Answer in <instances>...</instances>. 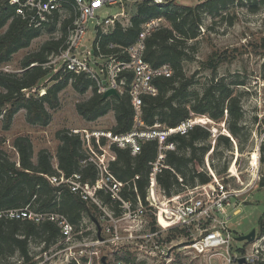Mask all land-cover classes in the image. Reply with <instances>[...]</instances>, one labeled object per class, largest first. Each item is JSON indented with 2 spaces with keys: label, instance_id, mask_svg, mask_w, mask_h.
<instances>
[{
  "label": "trees",
  "instance_id": "obj_1",
  "mask_svg": "<svg viewBox=\"0 0 264 264\" xmlns=\"http://www.w3.org/2000/svg\"><path fill=\"white\" fill-rule=\"evenodd\" d=\"M236 0H207L195 6H182L173 3H165L161 6L153 5V2H142L136 14L130 19V25L122 27L116 23L112 31L107 35L96 34L93 48L103 55L115 53L116 49H110V45L128 47L132 45L141 32V25L152 18L163 17L169 27H162L152 33L145 41L144 60L152 67L157 68L163 64L171 66L173 75L170 78H159L155 81L158 94L154 97L143 95L141 97L140 112L145 126L152 127L156 123L166 129H174L181 123L195 115H207L213 121H220L224 117V110L229 116L228 130L231 136L237 137L241 127L242 109L240 101L234 96V91L223 80L214 83L216 79V65L213 61L208 67L213 74L211 85L202 97L195 94L189 99L190 81L185 78L182 64L190 56L186 47L188 41L199 36L201 13L206 11L215 14L219 7L224 8L226 3L235 4ZM74 17L59 24V15L54 14L41 27L35 28L29 24L27 18L16 14V8L9 5L8 0H0V64L8 63L12 56L19 50L29 48L31 42L40 37L43 32H52L59 26L62 36L44 42L40 49L27 55L22 61L25 70L21 75L0 72V115L5 111V125L8 127L13 116L21 109L26 111V120L32 125L47 126L51 120V114L46 106L56 108L58 106V93L61 92L69 81L73 89L84 94L89 89L92 96L85 102L76 105V111L87 122H94L105 116L109 110L114 113L115 125L110 130L114 134L129 132L135 122V109L128 95L127 88L131 80V74L126 75L124 90L117 96L104 99L98 91V86L93 79L84 74L74 75L59 70L49 78L52 85H45V94L37 98L26 97L24 90L28 91L36 87L49 73L44 64L51 57L59 53L67 37V28L71 26ZM59 24V25H58ZM126 58V57H124ZM240 85V83H232ZM209 139V132L200 126H194L186 134H172L167 143H174L175 150L165 152L164 168L157 175V183L167 197L177 195L185 187L193 188L197 185L207 184L210 178L204 169V159L209 152L210 145L205 144ZM59 146L57 147V169L51 164V154L43 149L38 153L37 163L33 164L32 145L28 138L18 137L14 141L19 160L18 166L8 159L0 150V211L19 209L27 205L36 211L59 213L74 227L82 223L83 215L87 214L86 203L72 194L66 187L60 189L53 187L47 177L59 175L60 171L65 177L74 174L81 176L83 183L93 186L97 179V171L92 163L82 161L87 159L81 140L78 135L69 130L57 133ZM219 141L226 147L230 146L229 139L219 137ZM115 153V161L111 164V171L115 177L127 183L124 186L123 196L136 202L137 196L146 205V189L152 163L158 155L156 142H146L142 145L140 154L132 156L128 150L111 147ZM261 161L264 163V141L260 146ZM135 176L138 180L133 182ZM181 179V181H180ZM134 185L137 192L133 190ZM263 186V183H261ZM103 204L116 210L108 195L101 191L96 192ZM118 210L114 216H119ZM260 236H264V215L260 222ZM44 237L45 246L57 244L61 239L59 228L56 224L45 221L35 225L27 221H10L0 219V258L6 253L17 251L21 258L28 262L29 243L33 239ZM263 258L256 264H264ZM130 263L128 258H124ZM30 264H35L34 262ZM145 264V263H141Z\"/></svg>",
  "mask_w": 264,
  "mask_h": 264
},
{
  "label": "rangeland",
  "instance_id": "obj_2",
  "mask_svg": "<svg viewBox=\"0 0 264 264\" xmlns=\"http://www.w3.org/2000/svg\"><path fill=\"white\" fill-rule=\"evenodd\" d=\"M206 1L158 0L153 2V5L161 6L165 3H173L182 6H195ZM236 1L235 4L226 3L223 5L224 8L219 7L214 15L206 11L201 13L199 36L197 39L187 42L186 47L193 46L194 48L192 50L187 48L190 57L183 62L182 68L185 78L191 83L188 90L189 99H193L195 94L201 98L206 89L210 87L213 74L208 63L213 61V64L216 65L214 83L223 80L224 85L229 86L234 91V96L240 101L243 116L239 123L241 130L237 137H233L229 133L230 119L226 110H224V117L220 121H213L207 115L193 113H191V117L196 116L209 120V122L206 121L205 127L211 132L207 130L209 139L205 141V144L210 145V149L205 159L208 158L211 169L218 177L224 179L228 172L233 175L228 180L225 179V183L229 184L237 194L230 201V205L225 209V214L220 220L222 219L228 229L236 235H244L252 229L256 230L254 242L235 241L233 244L237 250L248 252L254 243L259 244L263 249L264 242V236L259 235V222L264 215V163L261 161L260 151V146L264 141V0ZM141 5L142 2L124 0L120 6H104L96 12L95 19L89 20L84 45L87 48L92 47L96 36L94 27L97 20L103 22L119 12H123L124 16L120 17L116 23L125 25L127 21L130 22L131 17L136 14ZM60 16V25L74 17L73 13L68 11H62ZM163 27H169V23L165 19ZM5 29L0 30V34ZM61 36L62 30L59 26L52 32H43L40 37L31 42L29 48L19 50L8 63L0 64V72L21 75L25 71L22 68V61L27 55L38 51L44 42ZM55 59L54 56L51 62L44 66L49 71L47 76L36 87L28 91L24 90L26 97L39 98L45 94L43 87L52 85L48 81L49 78L61 70V62L55 61ZM233 82L240 83V85L232 86ZM71 83L69 81L67 87L58 93L56 108L46 106L47 111L51 114V120L45 127L28 123L24 109L19 110L6 127L5 111L2 112L0 115V150L6 154L10 161L17 163L19 160L18 153L14 148V141L18 137H26L30 140L33 164L37 163L38 153L45 149L52 156L51 164L53 166L57 160L56 152L59 146L57 133L59 131L95 129L110 131L114 127L115 119L112 110L94 122H87L78 115L76 105L87 101L92 96V90L89 89L84 94H80L73 89ZM2 91L3 89L0 87V92ZM220 136L229 139V147L219 141ZM183 189L178 192L175 202L183 200L182 193L188 188ZM145 201L147 202L146 199ZM86 206L88 212L83 215L82 223L77 227L75 232L77 234H75L72 243L66 244L60 240L57 244L46 247L44 237L33 239L28 246L30 261H24L15 251L12 254H4L0 258V264H30L32 262L35 264H118L119 262L122 264H222V261L211 251L197 254L188 249L186 245L179 246V244L187 243L197 237L195 229L187 231L179 227L164 228V225L157 222L158 209L151 207L148 202L146 206L144 204L142 207L137 205V208L140 209L138 222L122 225V229H124L122 235L125 237L130 234L143 236L158 231V242L164 246L172 247L170 248V258L158 257L153 261L145 250H140V246L145 242L149 246L157 242L156 238L129 239L126 244L118 245L110 243L114 231L110 219L105 216V219L101 220L104 212L98 206L92 204H86ZM112 207L104 208L105 213L114 216L118 210ZM115 208L117 207L115 206ZM29 209L33 213H49L35 211L32 206H29ZM96 222L101 228V240L97 237ZM105 227H111V231L108 233L102 231ZM96 240L101 242L96 243ZM125 257L129 259L130 263L124 260Z\"/></svg>",
  "mask_w": 264,
  "mask_h": 264
},
{
  "label": "built area",
  "instance_id": "obj_3",
  "mask_svg": "<svg viewBox=\"0 0 264 264\" xmlns=\"http://www.w3.org/2000/svg\"><path fill=\"white\" fill-rule=\"evenodd\" d=\"M124 0H8L9 5L16 8V14L29 20V24L35 28L48 21L49 17L62 11L73 13L74 20L67 28V37L55 56V61L61 62V69L74 75L84 74L93 79L98 86V93H103L110 88H114L118 94L124 90L126 75L131 74L127 92L134 106L136 115L133 128L124 134H114L105 130H73L72 133L78 135L87 155V159L82 161L92 163L97 171V179L93 186L83 183L81 176L74 174L65 177L60 171L59 175L48 177L49 183L58 189L66 187L72 194L79 197L86 204L98 206L105 216L110 219L113 228V235L110 243L126 244L129 239H153L151 246L147 242L140 246V250L151 256V260L156 258H170V248L158 242V231L148 233L143 236L130 234L122 235V225L135 223L138 220L140 209L143 203L139 196L136 202L123 196L124 186L127 183L119 181L111 171V164L115 161V153L111 147L128 150L132 156L140 154L142 145L146 142H156L158 145V155L152 163V170L149 174L148 186L145 199L151 207L157 208V222L164 225V228L179 227L192 231L195 229L197 237L192 238L188 243V249L197 254L213 252L222 264H237L238 259L245 258L246 264H256L262 256L263 249L254 243L250 251L237 250L233 247L235 243L234 234L228 229L227 224L220 218L225 214V209L230 205V201L237 194L229 184L225 183L233 175L228 172L224 178L218 177L211 169L208 158L205 159L204 169L210 178L207 184L197 185L186 189L183 192L181 202H175L177 195L167 197L157 183V175L167 168L164 164L165 152L175 150L174 143H167V139L172 134H186L194 126H200L208 130L207 123L201 122L199 117H191L174 129H166L156 123L152 127H147L141 119L140 104L143 95L156 96L158 88L155 81L159 78H170L173 71L170 65L163 64L157 68L152 67L144 60L145 41L157 30L163 27L164 18H152L141 25V32L135 42L128 47L110 45V49H116L115 53L103 55L97 53L93 44L91 48L84 45L89 20L96 18V12L104 6H120ZM124 16L119 12L112 18L101 22L96 21L95 35L109 34L120 17ZM120 24V23H119ZM59 25V24H58ZM121 25V24H120ZM127 24L121 25L127 27ZM96 37V36H95ZM126 57V58H124ZM50 58L49 64L51 62ZM53 61V62H55ZM47 64H44L47 65ZM209 122V120H207ZM211 132L210 130H208ZM229 136V134H226ZM18 166V164H16ZM135 176L133 182L138 180ZM181 181V179H180ZM133 190L137 192L134 185ZM101 191L108 195L111 202L120 211L119 216H112L105 213L108 206L103 204L96 192ZM154 193V194H153ZM146 202V201H145ZM146 202V205H147ZM145 205V204H144ZM145 205V206H146ZM105 208V209H104ZM0 219L6 220H26L34 224L49 221L57 225L61 234V242L70 244L74 240L76 231L67 219L57 213H33L29 205L19 209H9L0 211ZM138 222V221H137ZM110 232L111 227L102 229ZM100 243L99 240L95 241ZM260 242V241H259ZM149 260V261H151ZM152 262V261H151ZM118 264H122L119 262Z\"/></svg>",
  "mask_w": 264,
  "mask_h": 264
},
{
  "label": "water",
  "instance_id": "obj_4",
  "mask_svg": "<svg viewBox=\"0 0 264 264\" xmlns=\"http://www.w3.org/2000/svg\"><path fill=\"white\" fill-rule=\"evenodd\" d=\"M134 2H156L158 0H132ZM118 93L117 91L114 89V88H110V89H107L104 93H103V98L104 99H107V98H110L112 96H117ZM96 227H97V237L99 240H101V236H100V232H101V228L99 226V224L96 222L95 223ZM256 239V230L255 229H252L251 231H249L247 234H244V235H236L234 237V240L237 241V242H247V243H252L254 242ZM189 243H181L179 244V246H187ZM104 260V259H103ZM102 260V261H103ZM237 264H246V260L245 258H240L238 259L237 261Z\"/></svg>",
  "mask_w": 264,
  "mask_h": 264
},
{
  "label": "crops",
  "instance_id": "obj_5",
  "mask_svg": "<svg viewBox=\"0 0 264 264\" xmlns=\"http://www.w3.org/2000/svg\"><path fill=\"white\" fill-rule=\"evenodd\" d=\"M16 164H18V161H17ZM53 168H54V169H57V160L53 163Z\"/></svg>",
  "mask_w": 264,
  "mask_h": 264
},
{
  "label": "bare ground",
  "instance_id": "obj_6",
  "mask_svg": "<svg viewBox=\"0 0 264 264\" xmlns=\"http://www.w3.org/2000/svg\"><path fill=\"white\" fill-rule=\"evenodd\" d=\"M201 119V122H205L206 123V119L205 118H200ZM208 122V121H207ZM154 194V193H153Z\"/></svg>",
  "mask_w": 264,
  "mask_h": 264
}]
</instances>
